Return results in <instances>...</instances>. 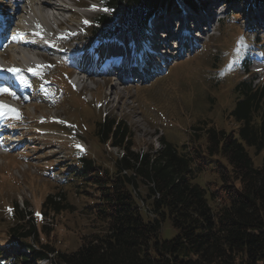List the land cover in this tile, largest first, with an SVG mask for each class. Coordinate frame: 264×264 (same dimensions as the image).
<instances>
[{
	"label": "rangeland",
	"instance_id": "obj_1",
	"mask_svg": "<svg viewBox=\"0 0 264 264\" xmlns=\"http://www.w3.org/2000/svg\"><path fill=\"white\" fill-rule=\"evenodd\" d=\"M59 1L63 2L68 12L63 18L59 17L60 20L53 21L52 18L49 25L42 27L39 24L42 37L33 41L36 51L39 48L46 60L49 58L46 68L36 75L28 70L31 66L23 65L20 56L8 50L9 41L16 34V26L19 23L28 24L25 20L15 19L16 11H13L19 6L18 3L22 6L23 0H0V13L6 16L11 28L6 35L2 34V40L6 43L2 45L5 48L0 49V54L6 52L9 59L6 61L11 62L9 65L21 69L31 85L24 87L18 81L26 90L17 95L18 99L8 93L0 94L3 97L0 102L8 103L22 115L17 120L9 112L6 117L0 118V127L7 129L9 126L18 133L17 138L9 137L17 141L8 146L13 147L12 150L6 154L0 153V250L9 242L7 232L16 226L13 210L8 211L15 205H18L19 211L32 213L39 230L41 226H46L49 236L42 234L41 242L52 244L62 253L77 251L81 247V238L93 232L92 222L82 211L92 200L83 189H75L73 182H68L71 178L68 173L74 172L72 170L77 167L80 157L92 159L96 166L103 169L113 170L122 151L105 145L94 134L95 124L103 115L111 114L127 122L134 134L135 151L160 149L161 137L179 146L192 145L193 129L200 122H212L227 132L236 129V124L228 118V113L234 107L232 89L248 78L238 69L249 56L264 60V41L261 39L258 43V32L245 31V22L251 16V10L248 11L247 6L234 9L225 6L224 11L222 8L219 11H226L223 22L212 23L216 5H211L206 9L201 8L203 12L200 17L208 22L202 27L205 33L203 39H206L203 48L202 41H199L197 50L189 58L190 52L181 53L182 46L173 49L168 45L171 50H167L163 57L167 56L170 60L165 62L172 65L162 77L143 83L128 82L127 78L117 77L102 64L97 65L98 62L103 63L109 54L98 56L96 50L90 51L99 40L93 39L90 34L92 27L84 21L92 22L96 17L94 14L101 12L92 8L94 4L100 7L97 2H92L97 0ZM51 12L47 10L45 13L48 15ZM7 18H14V23H9ZM35 22L30 21L32 26H35ZM57 25L62 27L58 29ZM73 26L74 34L70 35L68 31ZM133 30H127L125 37L142 44L143 32L139 34ZM261 37H264L263 33ZM241 38L246 46L238 44ZM42 39L61 45L47 48ZM260 45L263 46L260 48ZM215 55H218L217 61L214 60ZM59 61L66 64L55 70V73L61 74L49 85L50 71ZM8 62L4 61L3 65ZM85 64H95L91 67L95 72L82 74ZM66 74L70 79L83 75L87 81L81 86L82 89L78 86L76 90L67 82ZM0 75L17 81L11 72L7 76L4 73ZM4 97L16 99L20 107L17 108ZM77 145L82 146L83 150ZM250 154L254 164L260 166L264 153L256 157L254 149H250ZM198 182L208 187V183L214 182V175L205 174ZM48 196H56L67 209L58 215L49 213L44 216L42 204ZM37 213L40 215L37 216ZM177 234L169 221L163 224L161 237L164 240H171ZM17 252L16 247L13 254Z\"/></svg>",
	"mask_w": 264,
	"mask_h": 264
},
{
	"label": "trees",
	"instance_id": "obj_2",
	"mask_svg": "<svg viewBox=\"0 0 264 264\" xmlns=\"http://www.w3.org/2000/svg\"><path fill=\"white\" fill-rule=\"evenodd\" d=\"M184 1L195 8L197 2L206 4ZM217 1L236 5L249 0ZM250 1L253 6L264 4ZM173 4L175 0H103L102 7L114 11L98 15L90 34L108 38L127 28L142 29L157 11ZM256 40L260 43L258 36ZM247 63L245 59L243 67ZM232 98L228 118L235 130L200 122L193 129L192 145L179 146L161 137L156 151H135L127 122L103 115L94 134L121 150V158L110 171L80 157L74 172L68 173V182L92 200L82 211L93 232L81 238L77 251L62 253L41 242L42 234L49 236L46 226L39 230L32 213L15 205L17 223L7 232L0 263L264 264V156L256 166L250 154V149L256 157L264 153V83L245 78L232 89ZM210 173L214 182L203 187L198 180ZM66 209L56 196L42 204L44 216ZM166 221L178 232L171 240L161 237ZM16 247L26 253L13 254Z\"/></svg>",
	"mask_w": 264,
	"mask_h": 264
},
{
	"label": "bare ground",
	"instance_id": "obj_3",
	"mask_svg": "<svg viewBox=\"0 0 264 264\" xmlns=\"http://www.w3.org/2000/svg\"><path fill=\"white\" fill-rule=\"evenodd\" d=\"M18 4H19V6H17V9H16L15 19H18V21L25 20L28 22V24H31L30 21L31 22L36 21L42 27H44L45 25H49L52 21L51 20L52 18H53V21L60 20L59 17L62 16V18H63V15L68 12V11H66V9H64L65 7H63V5H62V1H59V0H23L22 6L20 5V3H18ZM23 5H25V7L27 9L23 8L24 7ZM47 10L52 11L53 13L51 12L52 14L47 15L45 13ZM10 17H11V15H10ZM165 17H166V14H164V13L157 15L158 20H161ZM7 19H8L9 23H13L14 18L13 19L7 18ZM188 19H190V17ZM178 20L183 21V22L185 21V20H181L180 17H178ZM205 21L207 22V20H205ZM21 24L22 23H19L16 26V34L21 33L22 37L19 40H12L11 37H8V39L11 38L9 41L10 46L8 47V50L10 49V51L13 54L20 56L24 62H27V61L32 59L33 55L30 53L26 54V55H25V53L21 54V51L19 50V48L24 47L30 52H36V48H34V46H33L35 43L33 41L34 40L36 41L41 37V36L35 35L36 32H41V31L36 26L31 25V27L29 28L27 23L25 25L24 24L21 25ZM198 27H200V25L196 26V28H198ZM7 28H5L6 29L5 32L8 31ZM161 38H163V37H161ZM154 40L156 41V43L160 44L161 48L164 47L163 49H167V50L171 49V48L167 47L169 44L167 43L166 40H160L157 37L154 38ZM163 42H165L167 45ZM5 43H6L5 41L1 40L0 47L2 45H4ZM169 47H171V45H169ZM161 53L164 54L165 51L163 50ZM6 56H7L6 52H3L0 54V58L4 59V61L9 60ZM8 63H11V62H8ZM27 65L34 67L33 66L34 63L32 64V62L27 64ZM0 80H1L0 83H3V78H1V76H0ZM0 103H2V102H0ZM121 156H120V158H121Z\"/></svg>",
	"mask_w": 264,
	"mask_h": 264
},
{
	"label": "snow or ice",
	"instance_id": "obj_4",
	"mask_svg": "<svg viewBox=\"0 0 264 264\" xmlns=\"http://www.w3.org/2000/svg\"><path fill=\"white\" fill-rule=\"evenodd\" d=\"M102 3H103V0H102ZM92 8H93V10H102V11H104V12H106V13L111 12V11H114V9H110V8L107 7V6H104V7H102V8H98V6L95 5V4L92 5ZM84 23H85V24H89V23H91V22L88 21V20H85ZM37 28H40V25H39V24H37ZM35 35H37V36H41V37H42V33H41V32H36ZM21 37H22V34H21V33H17L16 35H13V36H12V40H19ZM238 44H239V45H244V46H246L245 41H244L243 38H241L240 40H238ZM239 51H240V48L238 47V48H237V52H239ZM131 55L136 56V57H138V58H143L142 53L137 52V51L135 50L134 47H133V50H132V52H131ZM0 70H4V69H0ZM6 70L9 71V72H11V73H13V75H16L17 78L19 79L20 83H21L24 87H30V86H31V85L29 84V82H28V81H27L22 75H19L20 72H21V69H19V68H14V67H13V68H8V69H6ZM29 71L33 72V73L36 74V75H39V74H40L36 69H29ZM4 93H8V94H10V95H12L14 98H17V99L19 98V97L16 96V93H15V92H10L9 88H7V87H2V88H0V94H4ZM8 112L13 113L14 116H15V119H17V120H19V119L22 118V115H21V113L19 112L18 109L13 108V107H11L10 105L0 103V116L7 115ZM61 123H64V121H61ZM77 147H78V148H81V150H83V149H82V146L77 145ZM8 211L11 212L12 209L9 208ZM36 215L39 216L40 214L37 213Z\"/></svg>",
	"mask_w": 264,
	"mask_h": 264
}]
</instances>
